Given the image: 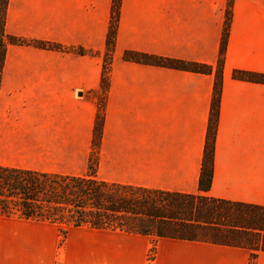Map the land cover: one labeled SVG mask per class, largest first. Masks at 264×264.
<instances>
[{
    "label": "crops",
    "instance_id": "0c3cea01",
    "mask_svg": "<svg viewBox=\"0 0 264 264\" xmlns=\"http://www.w3.org/2000/svg\"><path fill=\"white\" fill-rule=\"evenodd\" d=\"M113 0H8L5 30L63 50L8 45L0 84V165L88 172L104 101L97 178L198 194L228 0H121L102 90ZM85 50V54H80ZM128 51L213 66L212 73L137 63ZM264 0H233L208 196L264 208ZM6 220L0 264H250L251 251L120 230ZM18 227V228H16ZM155 245V257L148 254ZM254 264H264L260 251Z\"/></svg>",
    "mask_w": 264,
    "mask_h": 264
},
{
    "label": "trees",
    "instance_id": "16d2710c",
    "mask_svg": "<svg viewBox=\"0 0 264 264\" xmlns=\"http://www.w3.org/2000/svg\"><path fill=\"white\" fill-rule=\"evenodd\" d=\"M227 1L224 30L216 66L209 126L204 150L198 194L171 193L141 187L109 183L97 178V153L102 137L104 101L98 100L88 172L84 176H64L0 165V215L48 222L60 226L63 233L72 227L120 230L156 237L178 238L244 247L251 251L254 264L264 251V208L215 199L206 193L211 188L216 130L231 5ZM121 0L112 1L106 39L102 90L108 85L115 49ZM8 0H0V84L8 45H33L63 50L48 42L27 40L6 33ZM85 54V50H80ZM124 59L137 63L209 74L213 66L157 57L128 51ZM233 76L264 84V74L235 70Z\"/></svg>",
    "mask_w": 264,
    "mask_h": 264
},
{
    "label": "rangeland",
    "instance_id": "374dc122",
    "mask_svg": "<svg viewBox=\"0 0 264 264\" xmlns=\"http://www.w3.org/2000/svg\"><path fill=\"white\" fill-rule=\"evenodd\" d=\"M9 219H14V220H17V219H19V218H17V217H8ZM6 220H8L7 219V217H5V216H1L0 215V246H1V243H2V240H1V230H3V229H5L6 227H8V225L5 223L6 222ZM16 228H18V227H16ZM58 247L59 248H61V246L64 244V242L66 241V237H67V233H68V231L70 230H68L67 231V233H63V231H61V229H60V226L58 225ZM1 253V252H0ZM155 245H153L152 246V248H151V250H150V252H149V254H148V259L149 260H153L154 259V257H155ZM0 261H1V254H0Z\"/></svg>",
    "mask_w": 264,
    "mask_h": 264
}]
</instances>
